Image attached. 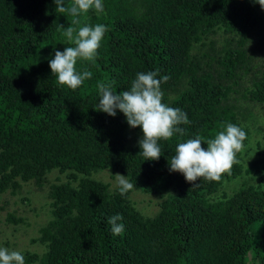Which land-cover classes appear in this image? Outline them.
Here are the masks:
<instances>
[{"label": "trees", "instance_id": "trees-1", "mask_svg": "<svg viewBox=\"0 0 264 264\" xmlns=\"http://www.w3.org/2000/svg\"><path fill=\"white\" fill-rule=\"evenodd\" d=\"M102 3L104 12L90 10L74 25L54 0H0V195L29 181L49 186L48 218L31 239L42 250H22L25 264H264V149L244 123L256 121L252 110L264 103V9L255 0ZM97 24L107 31L95 62L76 65L92 78L76 90L59 86L49 60L71 46L60 25ZM156 70L158 79L169 77L162 102L190 124L180 125L183 137L158 141L159 160L144 161L141 128L119 110L115 117L97 111V84L119 93L138 73ZM226 123L242 128L244 148L256 151L247 165L243 149L230 175L198 187L170 171L178 143L197 135L206 142ZM106 169L157 195L155 214L136 207L132 190L121 196L117 181L94 176ZM53 170L65 178L49 182ZM117 214L125 227L114 236L107 221ZM4 221L14 230L26 224L16 209Z\"/></svg>", "mask_w": 264, "mask_h": 264}, {"label": "clouds", "instance_id": "clouds-1", "mask_svg": "<svg viewBox=\"0 0 264 264\" xmlns=\"http://www.w3.org/2000/svg\"><path fill=\"white\" fill-rule=\"evenodd\" d=\"M56 12L73 17L72 23L78 25L79 17L94 10L97 14L104 12L102 0H54ZM264 9V0H255ZM63 29L62 35L70 47L64 51H55L54 58L49 60L52 76L59 86L76 90L85 80L92 78V72L84 70L78 72V61L95 62L98 49L107 31L103 24L94 27L69 26ZM160 76L159 70L138 73L129 90L114 92L112 83L98 82L97 87L100 100L96 108L115 117L117 110L122 112L127 123L132 128H142L143 137L139 140V147L144 161H157L161 157L158 141L170 140L174 134L183 137L186 134L180 125L190 124L188 116L179 108H173L163 103L162 82L169 80L167 75ZM214 138L207 139L197 135L195 138L180 142L175 148V154L169 159L170 171L184 175L185 180L198 187V180L220 182L225 174L230 175L231 169L237 163V153L244 149L246 132L239 126L226 123ZM206 143L207 148L202 147ZM117 183L121 196L134 188L125 176L117 174ZM192 187V188H193ZM123 219L117 214L108 218L111 232L119 236L124 232V224L118 223ZM0 264H25L24 256L18 251L0 248Z\"/></svg>", "mask_w": 264, "mask_h": 264}, {"label": "rangeland", "instance_id": "rangeland-1", "mask_svg": "<svg viewBox=\"0 0 264 264\" xmlns=\"http://www.w3.org/2000/svg\"><path fill=\"white\" fill-rule=\"evenodd\" d=\"M223 35H214L213 38L217 41L223 39ZM256 55L258 53L256 52ZM234 96H236L234 94ZM253 114L257 116L256 121L245 120L244 123L250 127V130L254 132L252 136L253 141H259L262 149H264V103L257 104L253 108ZM242 121V120H241ZM143 136L142 128L139 130V137ZM256 157V151L247 149L246 147L242 151L240 161L247 165L250 159ZM118 172H113L110 169L103 170L96 173L94 176L107 182H111V186L115 185L117 181L116 175ZM114 176V177H113ZM49 182L55 183L61 181L65 178L64 174H60L57 170H53L47 174L46 177ZM235 180L230 181L229 185L226 183V190L231 192L229 187H231ZM260 182V178L256 177L254 183ZM238 185V184H237ZM49 190L48 184L37 188V186L32 182H24L21 184V188L17 194H1L0 195V216L1 219L5 218L8 211L16 209L25 218V223L21 227H16L13 229V225L5 224L2 222L0 224V248H6L10 251H18L21 253L22 250L29 249L31 251L40 252L42 246L39 243H32L33 239L37 235V229L41 223L47 220V204L49 199L46 200V195ZM28 197L29 203H24L23 198ZM131 199L134 201L136 207L148 216H152L158 210V204L161 199L156 195H150L148 193L142 192L137 188H133L131 191ZM24 203V204H23ZM33 208L34 211H33ZM3 221V220H2ZM30 252V251H29Z\"/></svg>", "mask_w": 264, "mask_h": 264}]
</instances>
